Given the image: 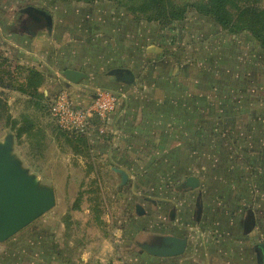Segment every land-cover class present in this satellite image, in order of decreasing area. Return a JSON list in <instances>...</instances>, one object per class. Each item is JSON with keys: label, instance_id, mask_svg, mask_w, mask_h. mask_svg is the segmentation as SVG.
<instances>
[{"label": "rangeland", "instance_id": "rangeland-1", "mask_svg": "<svg viewBox=\"0 0 264 264\" xmlns=\"http://www.w3.org/2000/svg\"><path fill=\"white\" fill-rule=\"evenodd\" d=\"M167 1L170 9L183 12L180 19H149L155 11H144V0H0V141L12 134L14 152L23 165L64 195L67 205L72 202L64 215L71 220L68 231L79 225L70 211L84 206L91 232L111 241L117 260L154 264L155 257L139 243L169 234L189 237L188 249L194 244L204 254L200 258L204 264L222 259L224 264L236 260L257 264L253 245L264 243V50L251 32H231L198 8L214 0ZM28 5L51 14L50 32L43 22L20 12ZM224 8L232 23H240L239 10L260 12L264 0H230ZM248 13L251 20H260L264 32L262 17ZM118 28L126 39V64L136 57L133 66L138 75H165L159 84L168 85L176 95L179 87H171L174 82L169 79L176 73L187 74L190 63L200 66L202 76L210 79L204 88L208 111L204 128L194 126L188 133L172 130L178 137L173 152L148 143L125 149L115 145L124 153L108 155L106 120L94 117L91 123L97 127L88 125L80 131L63 127L51 111L59 95L86 105L98 93H111L118 102L117 90L101 88L104 82L94 80L107 78L116 65L97 62L114 48L109 37ZM87 44L92 46L88 51ZM184 59L191 62L183 64ZM71 67L81 69L92 81L84 77L68 81L63 71ZM32 69L43 77L37 93L27 86ZM146 81L148 86L143 82L142 88L150 94L149 87L157 82ZM215 106L220 108L217 117L209 113ZM114 168L126 173V181ZM188 176L198 177L199 186L177 189ZM71 187L73 193L63 194ZM60 199L19 232L29 231L45 214H52ZM197 202L202 207L198 220ZM136 204L145 208L144 215L136 214ZM249 214L255 216V228L244 233Z\"/></svg>", "mask_w": 264, "mask_h": 264}, {"label": "crops", "instance_id": "crops-1", "mask_svg": "<svg viewBox=\"0 0 264 264\" xmlns=\"http://www.w3.org/2000/svg\"><path fill=\"white\" fill-rule=\"evenodd\" d=\"M122 31L119 28L117 32L111 31L115 34L114 37H109V41L111 39V41L115 42V46L106 54L104 61L101 63L98 61L97 63L102 66L101 64L104 65L106 63L110 65L115 62L114 64L116 65L111 66V69L122 67L131 69L135 75L134 83L124 84L109 75V78H100V80L99 78H94L96 81L104 82V84H101V88L110 89L112 92L117 90L119 96L115 109L105 118L106 124L104 129H106V137L108 140L104 141V143L109 145L107 154H114L119 157L124 153L123 149H125L126 145L132 144L136 146L138 144L144 145L148 143L162 145V150L166 152L170 150L173 152L174 148L172 147L176 144L178 137L175 131L172 130L179 128V133L180 131L188 133L194 126L204 128V115L208 112L204 96L206 91L204 88H206L210 79H207V76H202V68L200 66L197 68L191 66L193 63H190L187 67V74L177 75L178 73H176L171 75L172 77L169 79L174 82V84H171V87H179L177 88L179 92L176 95L172 89L167 87L168 85L159 84L166 79L164 78L165 75H138L135 68L138 63L136 57L133 63L129 62L130 65L126 64L127 55L123 53L126 39L122 35L124 31ZM95 40H98V38L94 37ZM140 47H142L141 42ZM91 48L92 46L87 44L86 50L88 51ZM140 52H142L141 48ZM114 54L117 55L116 59L113 57ZM204 59L206 60V58ZM189 62H191V59L189 61L184 59L183 64ZM71 68L81 70L75 67ZM97 76L95 75V77ZM146 80L150 81L151 85L153 82H157L153 84V88L149 87L150 94H148V89L142 88L143 82H146L145 84L148 86ZM221 83L219 82L218 85L224 86ZM77 85L81 86L82 84L78 83ZM175 98L179 99L176 100ZM191 100H195V102L196 100L199 101L197 104H191ZM79 101L80 103L86 102L84 100ZM219 109L215 106V108H210L209 113L214 112L217 117V111ZM157 115L162 116V118L158 119ZM169 116L171 118H168ZM219 117L221 116L219 115ZM196 119L198 120L197 124L193 121ZM156 120H160L158 121L160 126H156ZM91 127L96 128V123H92ZM115 145L124 146V148H113ZM69 189L67 191L63 189V194L65 192L73 193L75 191L74 187ZM54 193L55 199H61L58 201V206H56L52 214H45L39 224L35 225L29 231L17 232L6 241L0 242V264H117L120 260L115 258V249L111 241L101 233L96 231L91 232L89 216H87V209L84 206L70 211L72 219L79 225H75L74 228L76 230L68 231V224L71 220H67L64 215L67 212L66 209L68 206L72 207L73 204L70 202L67 205L64 195L59 196L56 189H54ZM195 205L197 208L196 218L198 220L200 213H202V207L198 202ZM247 221V228H245L244 233L254 230L256 224L254 214H249ZM83 227H87L86 232ZM179 237L187 236L183 235ZM188 245H190L189 237H187L186 249L181 255L168 257L153 255L156 259L153 263L204 264L200 259L204 254L194 248V244L191 249H188ZM257 252L260 254V259L257 256ZM253 254L257 264H264V243L254 244ZM140 257L147 260L144 256ZM232 263L241 264L238 260ZM215 264H224L223 259Z\"/></svg>", "mask_w": 264, "mask_h": 264}, {"label": "water", "instance_id": "water-1", "mask_svg": "<svg viewBox=\"0 0 264 264\" xmlns=\"http://www.w3.org/2000/svg\"><path fill=\"white\" fill-rule=\"evenodd\" d=\"M20 12L33 16L36 22L42 18L45 28L51 31L52 16L47 10L28 5ZM63 74L70 82L86 77L85 73L75 69H66ZM107 75L124 84H132L135 81V75L129 68H112ZM14 144L12 134H8L0 141V242L15 235L55 205V193L52 186L41 182L23 165L14 152ZM114 170L120 174L123 182L126 181L127 175L123 170L118 168ZM199 184L198 177L188 176L177 186V189H194ZM135 211L138 216L145 213L141 204L135 205ZM139 246L154 256H178L186 249L187 237L161 235L150 242L139 243ZM257 256L260 259L259 252Z\"/></svg>", "mask_w": 264, "mask_h": 264}, {"label": "trees", "instance_id": "trees-1", "mask_svg": "<svg viewBox=\"0 0 264 264\" xmlns=\"http://www.w3.org/2000/svg\"><path fill=\"white\" fill-rule=\"evenodd\" d=\"M229 1L230 0H214L210 5L204 7L198 6V8L204 14L212 16L216 22L221 25V27L228 28L231 32H239L244 30L251 32L253 37L258 41L259 45L264 50V32H262L261 28L258 26L260 20H251L249 18L250 14L248 13L252 12V14L261 16V19H263V24H261V27L264 28V9L260 12H256L253 9L247 8L241 9L239 10L240 23H232L231 15L228 14L227 10L224 8V3ZM144 3L146 4L144 11H155V15L148 17L149 19H155V17H157V19H167L170 22L171 20H177L182 17L183 12L180 10H174L173 8L170 9L168 7L169 2L167 0H144ZM133 10L135 11V6ZM30 74L32 76L30 79H28L27 86L30 87L34 93H37L38 88L43 81V77L41 76L40 72L34 69L30 71ZM0 84L2 85L1 82ZM13 89L15 90V88ZM16 89L22 93H28L25 88Z\"/></svg>", "mask_w": 264, "mask_h": 264}, {"label": "built area", "instance_id": "built-area-1", "mask_svg": "<svg viewBox=\"0 0 264 264\" xmlns=\"http://www.w3.org/2000/svg\"><path fill=\"white\" fill-rule=\"evenodd\" d=\"M117 105V98L111 93H98L86 105L76 104L65 95H59L51 106V111L59 117L60 123L65 128H75L84 131L91 127V120L97 117L105 120ZM117 264H132L127 260H120Z\"/></svg>", "mask_w": 264, "mask_h": 264}, {"label": "flooded vegetation", "instance_id": "flooded-vegetation-1", "mask_svg": "<svg viewBox=\"0 0 264 264\" xmlns=\"http://www.w3.org/2000/svg\"><path fill=\"white\" fill-rule=\"evenodd\" d=\"M28 18H30V19L36 21V20L33 18V16H29ZM38 22H42V18H41V20H39ZM22 26L25 27V28H26V31H28L30 34H35L33 28L28 27L26 24H22ZM155 237H156V236H155ZM155 237H154V238H155ZM154 238H153L152 240H154ZM152 240H151V241H152Z\"/></svg>", "mask_w": 264, "mask_h": 264}]
</instances>
